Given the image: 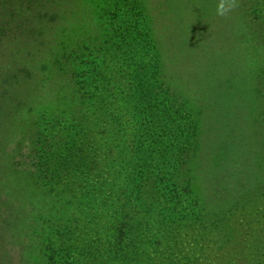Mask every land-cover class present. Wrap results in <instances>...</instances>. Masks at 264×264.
<instances>
[{"label":"rangeland","instance_id":"374dc122","mask_svg":"<svg viewBox=\"0 0 264 264\" xmlns=\"http://www.w3.org/2000/svg\"><path fill=\"white\" fill-rule=\"evenodd\" d=\"M235 2L223 17L220 0L66 5V35L51 43L84 57L80 85L51 108L29 100L7 135L0 251L16 171L42 195L30 203V264H264V0ZM148 49L162 72L146 75L153 93L140 104L131 56L142 54L148 73ZM231 141L243 151L232 155ZM225 157L230 178L213 163ZM25 243L6 249L8 264H25Z\"/></svg>","mask_w":264,"mask_h":264},{"label":"trees","instance_id":"16d2710c","mask_svg":"<svg viewBox=\"0 0 264 264\" xmlns=\"http://www.w3.org/2000/svg\"><path fill=\"white\" fill-rule=\"evenodd\" d=\"M73 2L75 0H0V154L10 130H16L24 124L20 112L23 109L28 113L32 112L29 100L42 98L39 101L40 105V102L43 103L47 99L51 108L52 103L56 104L59 100L73 96L80 85L76 78L79 67L85 64L84 57L78 54L79 50L68 51V49H64V46L58 47L63 44L51 43L53 38L57 40L58 35L60 38H64L66 35L64 30L60 31L61 20L63 21V16L66 13V5ZM46 44H50V47L45 51L46 53H43V47ZM91 54L92 51L86 57H90ZM147 54V59L153 64L151 65L152 71L148 73H146L147 64L144 62V56L142 57V54L139 53H135L134 57L131 56L138 63V67L131 71L134 80L131 91L138 97V103L143 98L141 93H145L148 97L147 91L153 93L150 87L153 84L144 80L146 75L153 73L151 79L154 80L156 77L158 79L162 72L157 53L148 49ZM103 63L104 59L94 69H99L98 66H102L100 64ZM155 75L157 76L155 77ZM73 79H75L74 83ZM121 79L124 78L121 77ZM154 81L156 82V80ZM32 83L38 86L33 87ZM146 100L147 98L144 97L141 102ZM97 104L99 106L100 100L97 101ZM75 117L79 124L83 120V124H86L85 119L92 118L91 115L90 117L79 115ZM195 134L193 133L189 139L186 136V139L189 140L187 147L194 145L193 142L199 141L197 131ZM193 138L195 139L190 143ZM231 143L233 144L231 146L232 155L234 152L243 151L239 143L236 144L234 141ZM46 147L47 150L48 148L50 150L49 145ZM191 150L195 151L196 147L192 146ZM226 151L229 152L227 149ZM41 158L44 164L48 163V155ZM224 159L221 162L213 161V163L219 171L218 174L224 175V178L227 176L230 178L227 165H230L231 162L228 163L229 158L227 157ZM21 174H17L16 171L9 172L8 194L10 197H5L4 205H1V208L9 207L5 225L7 226L6 234L11 238L2 242L0 264H8L9 257L5 254L9 253L6 250L8 247L14 246L11 243L21 244L24 239L26 246L24 245L22 252L23 258L26 260L25 264H30L29 260H31L29 255L32 245L28 246L27 238L29 237V241L34 240L32 237L34 233L30 231L36 226L34 221L37 217H35V208L30 203L31 201L39 202L42 195L30 186L33 185L29 181L30 179L21 178ZM146 183L150 185V180L147 179ZM144 200L146 201V198ZM7 243L8 245H6Z\"/></svg>","mask_w":264,"mask_h":264},{"label":"clouds","instance_id":"9594fccd","mask_svg":"<svg viewBox=\"0 0 264 264\" xmlns=\"http://www.w3.org/2000/svg\"><path fill=\"white\" fill-rule=\"evenodd\" d=\"M235 0H231V3H229L226 7L225 0H220V3L217 5L216 8V15L219 17H223L227 15L229 11H231L234 7H237Z\"/></svg>","mask_w":264,"mask_h":264}]
</instances>
